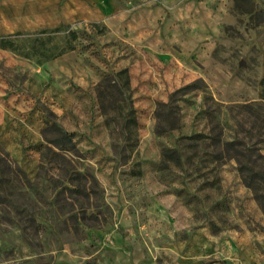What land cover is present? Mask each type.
Masks as SVG:
<instances>
[{
    "label": "rangeland",
    "instance_id": "1",
    "mask_svg": "<svg viewBox=\"0 0 264 264\" xmlns=\"http://www.w3.org/2000/svg\"><path fill=\"white\" fill-rule=\"evenodd\" d=\"M235 5L0 0V38L77 33L0 48V264H264V0Z\"/></svg>",
    "mask_w": 264,
    "mask_h": 264
},
{
    "label": "trees",
    "instance_id": "2",
    "mask_svg": "<svg viewBox=\"0 0 264 264\" xmlns=\"http://www.w3.org/2000/svg\"><path fill=\"white\" fill-rule=\"evenodd\" d=\"M236 7L244 13H253L255 11L251 7H243L242 3H250V0H235ZM68 26H61L54 29H42L34 32H21L13 35H8L0 38V48L12 50L15 53L34 60L37 64L43 65L51 60H54L62 55L76 49L74 42L77 40V33L69 31L64 38L62 45L52 42L56 40V35L61 32H65ZM116 77H119L123 81V88L125 90L130 89V75L127 69L121 70ZM101 86H104L101 85ZM119 91L118 85H113ZM191 89L190 86L185 88ZM124 129L126 133L131 135L132 145H137V121L133 114V111H129L124 118ZM45 137L47 139L48 149L53 152L55 162H58L62 158L64 153L71 152L76 149V145L73 140V136L62 129L57 123H51L45 131ZM48 133L52 138H48ZM56 148L59 152H55L52 148ZM166 153H172L167 151ZM46 160L45 152L43 153V160ZM52 163V160L50 161ZM140 173V172H138Z\"/></svg>",
    "mask_w": 264,
    "mask_h": 264
}]
</instances>
